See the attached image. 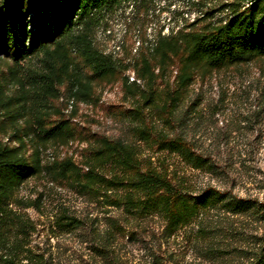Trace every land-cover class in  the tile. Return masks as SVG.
I'll return each instance as SVG.
<instances>
[{
    "label": "trees",
    "instance_id": "1",
    "mask_svg": "<svg viewBox=\"0 0 264 264\" xmlns=\"http://www.w3.org/2000/svg\"><path fill=\"white\" fill-rule=\"evenodd\" d=\"M150 3L0 0V264H54L28 212L42 213L46 192L21 194L31 181L105 211L95 223L63 202L49 215L52 237L81 233L87 264H177L187 248L214 263L264 264V0H188L168 32L153 26ZM127 11L122 55L107 53L97 33ZM253 65L256 81L204 103L207 82ZM117 84L127 106L110 110L129 137L81 126L80 104L99 106L101 86ZM234 98L240 115L201 139L204 111L214 117ZM84 143L77 160L69 148ZM50 148L66 150L45 160ZM173 158L194 172L176 171ZM241 183L258 193L240 194Z\"/></svg>",
    "mask_w": 264,
    "mask_h": 264
},
{
    "label": "rangeland",
    "instance_id": "2",
    "mask_svg": "<svg viewBox=\"0 0 264 264\" xmlns=\"http://www.w3.org/2000/svg\"><path fill=\"white\" fill-rule=\"evenodd\" d=\"M188 0H151L150 3V13L153 18L154 24L163 25L165 30L168 32V28L174 25L173 21L170 19L174 16L179 18L178 15L180 12L187 10ZM193 16V14H192ZM129 11L126 14H115L109 20V22L101 27L97 33V42L98 45L105 50L107 53H113L114 55H122L120 46L125 37V31L128 29L129 24ZM124 53V52H123ZM125 54V53H124ZM5 69V67H3ZM239 71H230L227 74H222L220 78L212 80V82H207L203 87V96L204 103L210 104L219 99V94L221 92L220 87L229 85L230 93L233 92V89L240 88L241 84L244 82L256 81V78H259L260 67L259 65H253L249 68ZM132 76V74H130ZM102 99L99 106H92L89 104L82 103L80 104L79 115L76 118L80 122V125L86 129H91L94 132L110 136L112 138H127L129 137L128 133V121L125 118L120 117L118 114L112 113L110 110L111 106L123 104L122 102V93L120 85H102ZM252 94H255L253 91ZM229 105L226 103L225 106H222L219 114L214 117L208 111H204L202 119L200 120L201 124V139L209 138L218 128H223L227 125V120L231 121L233 118L240 115L243 111L242 107L238 105L240 102L237 99L228 100ZM241 104V103H240ZM248 104V103H247ZM127 106V103L123 104ZM245 104V109H246ZM209 112H211L209 110ZM234 141H242L243 135L234 133L232 135ZM209 142V141H207ZM77 146L76 144L69 148L70 151L76 152L77 160L80 158L81 148L85 146ZM66 149H63L62 152L50 148L47 153L44 155V159L48 160L49 154L51 153H61ZM225 154H227L225 152ZM173 164L175 165V170L178 172L186 171L187 173H193L194 171L190 170L186 165H184L178 158L172 159ZM264 166V164H262ZM194 179H196L198 184H204L208 182V178L202 174L195 172L193 174ZM253 175L243 174L242 181L252 179ZM50 186V187H49ZM241 183L237 191L244 195L247 193L256 195L258 189L247 184L243 187ZM45 191L46 192V205L43 206L42 213L34 210L28 209L30 216L41 222L40 232L36 235V242L42 250H45L49 254H52L54 264H87L91 261L89 246L84 242V237L81 233H70V234H60L58 236L52 237L49 224V215L52 214L56 207L60 203L69 204L73 209L77 211H84L90 213V216L96 218L95 223L104 222V210L95 209L94 207L87 206L86 202L82 198L78 197L72 193L68 188H62L61 186H51V184L46 183L45 181H31L29 184L25 185L22 190V195H32L34 196V190ZM111 214H115L112 212ZM175 247V246H174ZM176 248V247H175ZM177 249L184 250L179 246ZM137 256V251H135ZM177 264H222L219 262H210L201 258L195 250L185 249L182 256L179 258Z\"/></svg>",
    "mask_w": 264,
    "mask_h": 264
}]
</instances>
